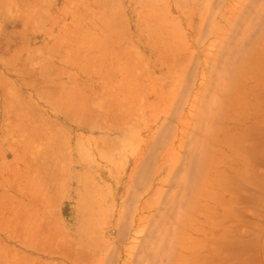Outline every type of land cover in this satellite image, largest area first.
Returning a JSON list of instances; mask_svg holds the SVG:
<instances>
[{
	"label": "rangeland",
	"instance_id": "374dc122",
	"mask_svg": "<svg viewBox=\"0 0 264 264\" xmlns=\"http://www.w3.org/2000/svg\"><path fill=\"white\" fill-rule=\"evenodd\" d=\"M264 0H0V264H260Z\"/></svg>",
	"mask_w": 264,
	"mask_h": 264
},
{
	"label": "crops",
	"instance_id": "0c3cea01",
	"mask_svg": "<svg viewBox=\"0 0 264 264\" xmlns=\"http://www.w3.org/2000/svg\"><path fill=\"white\" fill-rule=\"evenodd\" d=\"M262 241L264 243V233H263ZM252 264H254V263H252ZM260 264H264V258L262 260H260Z\"/></svg>",
	"mask_w": 264,
	"mask_h": 264
}]
</instances>
